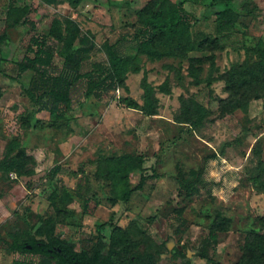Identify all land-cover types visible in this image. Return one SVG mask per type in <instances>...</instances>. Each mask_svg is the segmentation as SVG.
I'll return each instance as SVG.
<instances>
[{"label":"rangeland","instance_id":"374dc122","mask_svg":"<svg viewBox=\"0 0 264 264\" xmlns=\"http://www.w3.org/2000/svg\"><path fill=\"white\" fill-rule=\"evenodd\" d=\"M9 1L0 0V164L13 157L21 165L0 171V264L39 261L12 252L14 238L56 234L77 250L106 245L118 264L148 253L158 264H264V245L252 243L264 235V0H171L185 1L199 22L182 45L159 40L160 57L132 40L155 0H15L31 4L30 22L4 34ZM224 7L240 16L220 32L213 11ZM68 18L96 41L82 73L106 63L105 45L122 37L129 71L101 98L85 78L75 80L68 120L56 122L26 95L32 75L18 76L17 63L33 35H47L61 68ZM234 70L245 75L230 82ZM145 75L155 87L152 115L144 112ZM127 154L143 155L150 178L114 205L118 188L104 180L103 160ZM55 165L62 170L52 177ZM140 177L135 171L132 183ZM63 191L73 215L52 202Z\"/></svg>","mask_w":264,"mask_h":264},{"label":"trees","instance_id":"16d2710c","mask_svg":"<svg viewBox=\"0 0 264 264\" xmlns=\"http://www.w3.org/2000/svg\"><path fill=\"white\" fill-rule=\"evenodd\" d=\"M41 1L47 4H56L61 0ZM65 1L70 6L76 7L84 0ZM184 4L185 1L174 3L171 0H155L151 4L152 7L142 14V28L132 39L140 52L148 56L160 57L162 52L159 49V40L168 47L182 45L185 41L190 40L191 31L199 19L187 10ZM31 9L32 6L29 3L19 4L15 0H10L6 6L4 34L17 26L29 24ZM213 12L216 15L217 28L220 32L224 31L227 26L231 27L240 16L233 7H224ZM53 22V25H62V21L59 19H54ZM66 23V36L62 50L64 61L61 68L55 64L56 50L49 43L47 35H33L27 46V54L23 60L17 63L18 76H23L26 73L32 75L29 86L24 88L26 95L39 106L40 110L48 111L52 120L56 122L68 120V112L72 104V85L75 80L81 77L85 78L92 87L91 93L101 98L104 92L115 90L129 71V60L125 50L130 41L122 37L105 45L108 56L106 63L95 62L90 71L82 73L84 56L96 48V41L94 35L81 29L74 19L68 18ZM76 45L78 46L75 47ZM259 52L264 59V49L260 48ZM214 66L215 63H212V67ZM251 72L259 75L257 69H253ZM241 74L245 75V72L232 71L229 81H234ZM141 85L145 92L144 112L149 115L155 114L157 110L154 97L155 87L147 81L146 75ZM203 118L204 114H201L200 120ZM103 162L106 163L104 180L118 188L117 194L108 199L111 204L129 202L132 194L142 190L150 178L149 175L143 173L145 162L143 155L127 154L106 158ZM20 165L19 160L13 157L4 159L0 164V171L4 174L18 172ZM61 170L60 165H55L50 171L51 176H57ZM137 170L141 171V177L139 183L134 185L131 179ZM100 177L101 172L98 169L97 178ZM71 198L68 191H63L62 195L56 194L52 202L57 212L73 215V211H70L66 205L71 202ZM89 202V199H85L84 213H88ZM107 224L108 222L98 223L97 229L102 230ZM56 235L50 236L47 241L38 239L34 235L14 238L9 245L12 252L34 254L40 257L37 262L24 261L16 264H117L113 252L109 256L102 255L99 249H95L92 254H88L86 251L78 253L66 240L60 239ZM252 236L254 238L252 243L264 245V235L255 233ZM128 264H154V256L152 254L139 256L130 260Z\"/></svg>","mask_w":264,"mask_h":264},{"label":"flooded vegetation","instance_id":"af4514ba","mask_svg":"<svg viewBox=\"0 0 264 264\" xmlns=\"http://www.w3.org/2000/svg\"><path fill=\"white\" fill-rule=\"evenodd\" d=\"M56 236H57L58 238H60V239H64V240H66L70 245L73 246L74 251H76V252H78V253L83 252V251H86L88 254H92V253L94 252L95 249H99V250H100V253H101L102 255H104V256H109L110 253H112V251H110L109 248H108V250H107L106 252L104 251V249L106 248V245H104V246L101 245V246L95 247V248L92 249L91 251H89V250H87V249L77 250L76 247H75V245L72 244L71 242H69L67 239H65V238L62 237L61 235H56ZM47 240H48V239H47ZM47 240H46V241H47ZM149 254H152V253H148V254H146V255H138V256H136V257L130 259V260H134V259L138 258L139 256H148ZM152 255L154 256V254H152ZM130 260H129V261H130ZM54 264H55V263H54ZM117 264H118V263H117ZM127 264H128V263H127ZM154 264H158L157 261H156L155 256H154Z\"/></svg>","mask_w":264,"mask_h":264}]
</instances>
